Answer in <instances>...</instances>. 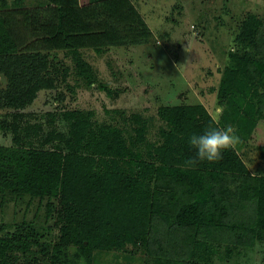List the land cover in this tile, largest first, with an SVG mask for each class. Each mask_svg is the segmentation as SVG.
Segmentation results:
<instances>
[{"label":"trees","instance_id":"1","mask_svg":"<svg viewBox=\"0 0 264 264\" xmlns=\"http://www.w3.org/2000/svg\"><path fill=\"white\" fill-rule=\"evenodd\" d=\"M262 26L250 15L236 37L217 92L219 120L203 105L161 106L151 141L140 114L117 110L112 122L97 123L91 111H65L67 132L53 131L37 147L43 127H25L23 111L41 92L66 85L73 93L84 86L119 95L99 83L86 52L104 57L150 45L155 35L133 0H40L32 7L0 0V110L15 112L0 122L13 144L0 146V199L47 200L59 232L50 242L22 224L0 236V264H77L80 256L93 264L95 252L149 244L156 264H216L210 244L264 245V176L252 174L239 153L264 122ZM225 126L239 137L234 148L219 162L187 166L189 135Z\"/></svg>","mask_w":264,"mask_h":264},{"label":"rangeland","instance_id":"2","mask_svg":"<svg viewBox=\"0 0 264 264\" xmlns=\"http://www.w3.org/2000/svg\"><path fill=\"white\" fill-rule=\"evenodd\" d=\"M133 2L153 30L155 42L139 48L113 49L104 57L86 53L98 72L99 83L119 90V95L110 96L107 91L84 86L73 93L66 85L41 92L36 102L23 111L25 127H43L44 132L40 133L43 138L33 139L35 146L43 145L41 142L53 131L67 132L65 111H91L97 123L112 122L117 110L129 116L140 114L149 120L151 141L157 139L161 125L157 110L161 106L203 105L214 117L223 71L231 64L229 54L236 49V37L243 22L250 15L257 16L263 22L264 35V0ZM27 3L35 5L38 1ZM69 84L73 87L78 82L71 77ZM3 86L0 82V87ZM14 113L0 110V122L12 121ZM0 146L12 147V135L0 131ZM239 153L253 173L261 165L259 170L264 169V122ZM0 204V236L15 233L22 224L31 223L48 241L58 240L59 232L54 226V215L48 213L47 200L9 193L0 199ZM210 245L217 250L212 257L216 264H264V245L257 244L255 248ZM93 264H156V258L149 244L148 250L129 246L123 252H95Z\"/></svg>","mask_w":264,"mask_h":264},{"label":"clouds","instance_id":"3","mask_svg":"<svg viewBox=\"0 0 264 264\" xmlns=\"http://www.w3.org/2000/svg\"><path fill=\"white\" fill-rule=\"evenodd\" d=\"M214 119L219 120L223 114L224 106L215 108ZM239 142V137L231 126L224 128H208L200 133H192L187 138L189 148L194 151V156L186 161L187 166H196L198 163H216L223 159V153ZM77 264H87L85 257L80 256Z\"/></svg>","mask_w":264,"mask_h":264},{"label":"crops","instance_id":"4","mask_svg":"<svg viewBox=\"0 0 264 264\" xmlns=\"http://www.w3.org/2000/svg\"><path fill=\"white\" fill-rule=\"evenodd\" d=\"M36 1H40V0H36ZM80 2H81V4L82 5H86V4H88L89 3V0H85V1H83V0H80ZM38 4V3H37ZM36 3H35V5H37ZM32 6H34V5H28V3H27V0H25V7H32ZM141 47H144V46H141ZM136 48H139V47H136ZM130 49V48H129ZM88 52H91V51H87L86 53H88ZM93 53V52H92ZM67 62H69V61H67ZM264 160V159H263ZM262 166V165H261ZM261 166H259V168L257 169V171L255 172V173H253L251 170V172H252V174H255V175H259V176H264V169H261V170H259L260 169V167Z\"/></svg>","mask_w":264,"mask_h":264}]
</instances>
